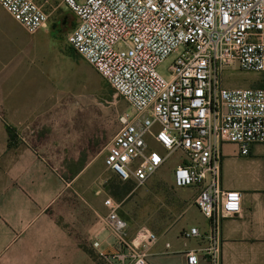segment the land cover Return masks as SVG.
<instances>
[{
	"label": "built area",
	"instance_id": "2783aa9c",
	"mask_svg": "<svg viewBox=\"0 0 264 264\" xmlns=\"http://www.w3.org/2000/svg\"><path fill=\"white\" fill-rule=\"evenodd\" d=\"M54 0H0L28 33L48 23ZM75 16L68 44L131 106L106 144L104 163L121 180L144 185L175 154L176 187H195V204L210 219L209 244L186 252V264H221L220 219L242 209V193L221 186L223 143L243 155L264 144V87H226L220 73L237 65L264 72V0H56ZM172 58L167 74L159 67ZM156 144V145H154ZM105 218L118 250L112 264H148L159 236L128 223L112 198ZM201 236L197 227L185 233ZM167 247L170 244L167 243Z\"/></svg>",
	"mask_w": 264,
	"mask_h": 264
},
{
	"label": "crops",
	"instance_id": "0c3cea01",
	"mask_svg": "<svg viewBox=\"0 0 264 264\" xmlns=\"http://www.w3.org/2000/svg\"><path fill=\"white\" fill-rule=\"evenodd\" d=\"M34 47V35L0 5V264H112L101 254L118 250L104 201L120 207L124 180L106 167L105 147L101 165L109 171L92 180L95 157L68 133L73 117L60 115L58 100L44 89ZM221 150V186L242 193L241 212L218 223L221 264H264V144L246 155L235 143ZM181 157L156 173L172 175L179 198L164 212L148 264H186V252L207 246L214 229L195 204L197 189L174 185ZM192 227L201 236L187 237Z\"/></svg>",
	"mask_w": 264,
	"mask_h": 264
},
{
	"label": "rangeland",
	"instance_id": "374dc122",
	"mask_svg": "<svg viewBox=\"0 0 264 264\" xmlns=\"http://www.w3.org/2000/svg\"><path fill=\"white\" fill-rule=\"evenodd\" d=\"M46 7L48 23L33 34L36 65L43 70L44 89L50 88L52 100H58L60 115L73 117L68 133L73 131L77 147L83 144L85 152L89 151L92 159L95 157L91 170V178L95 180L109 171L101 165L104 147L119 130L120 116L132 108L100 72L68 44L67 35L76 22L74 14L56 0ZM65 20L67 25L63 26ZM171 62L172 58L162 64L160 72L167 74ZM219 77L222 84L230 88L264 87V72L243 70L237 65L227 67ZM119 182L118 213L128 223L129 238L141 226L159 233L166 223L164 212L175 209L179 198L172 185V175L162 171L144 185H137L133 179Z\"/></svg>",
	"mask_w": 264,
	"mask_h": 264
},
{
	"label": "flooded vegetation",
	"instance_id": "af4514ba",
	"mask_svg": "<svg viewBox=\"0 0 264 264\" xmlns=\"http://www.w3.org/2000/svg\"><path fill=\"white\" fill-rule=\"evenodd\" d=\"M65 25H67V20H65V21L63 22V26H65Z\"/></svg>",
	"mask_w": 264,
	"mask_h": 264
},
{
	"label": "trees",
	"instance_id": "16d2710c",
	"mask_svg": "<svg viewBox=\"0 0 264 264\" xmlns=\"http://www.w3.org/2000/svg\"><path fill=\"white\" fill-rule=\"evenodd\" d=\"M73 26H75V22L73 23Z\"/></svg>",
	"mask_w": 264,
	"mask_h": 264
}]
</instances>
